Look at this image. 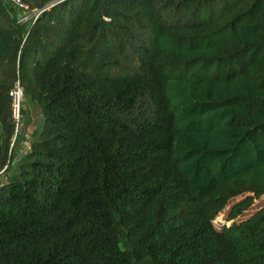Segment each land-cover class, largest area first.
Returning a JSON list of instances; mask_svg holds the SVG:
<instances>
[{
	"label": "trees",
	"instance_id": "trees-1",
	"mask_svg": "<svg viewBox=\"0 0 264 264\" xmlns=\"http://www.w3.org/2000/svg\"><path fill=\"white\" fill-rule=\"evenodd\" d=\"M25 1L35 23L0 1V170L17 78L45 123L0 264H264V206L237 221L264 195V0Z\"/></svg>",
	"mask_w": 264,
	"mask_h": 264
},
{
	"label": "built area",
	"instance_id": "built-area-1",
	"mask_svg": "<svg viewBox=\"0 0 264 264\" xmlns=\"http://www.w3.org/2000/svg\"><path fill=\"white\" fill-rule=\"evenodd\" d=\"M4 4H8L18 11L19 23H35L39 16L48 8H32L25 0H0ZM25 89L19 78H17L9 90V97L11 99V112L14 125V133L12 139V146L16 143L18 137L23 132L25 127V118L23 113ZM6 167L0 170V189L6 183L5 172Z\"/></svg>",
	"mask_w": 264,
	"mask_h": 264
},
{
	"label": "rangeland",
	"instance_id": "rangeland-1",
	"mask_svg": "<svg viewBox=\"0 0 264 264\" xmlns=\"http://www.w3.org/2000/svg\"><path fill=\"white\" fill-rule=\"evenodd\" d=\"M0 16L2 17V13H0ZM17 17H19L18 11H17ZM0 23H2V22H0ZM122 63L124 65L126 62L124 60H122ZM122 66L118 67L117 69H121ZM30 98L31 97L28 98L26 95H24V106L27 109V115L29 116V113L30 114L32 113L31 116H33L34 124H37V126H39V128H41L44 125V123H45V117H44V114L42 112V108L40 107V105L38 103L33 102ZM24 118H26V116ZM25 122H26V119H25ZM26 129H27V127H26V124H25L24 130L20 134L19 138L20 137L22 138V137H24L26 135V133H27ZM6 174H7V172H5V181L7 182V181H9L10 177H8V174L7 175ZM10 174L11 173L9 172V175ZM245 196H246V194L233 198L229 202V204L226 206V208L215 218L214 224H215V226H216V228L218 230H221L224 226H229L232 223L231 221H227V219H226L227 215H228L231 207L235 203L241 201ZM262 206H264V195L261 196L260 198H258L254 202V204L252 205V207L250 209H248L242 215H240L237 218V221H242V220H245V219L249 218L256 211H258Z\"/></svg>",
	"mask_w": 264,
	"mask_h": 264
},
{
	"label": "crops",
	"instance_id": "crops-1",
	"mask_svg": "<svg viewBox=\"0 0 264 264\" xmlns=\"http://www.w3.org/2000/svg\"><path fill=\"white\" fill-rule=\"evenodd\" d=\"M31 115L32 113L31 114L29 113V116L27 114L24 115V117L26 116L25 124L27 127L26 129L27 133L24 137L21 138V140L17 144L13 165L11 167V170L7 172L8 177H11V174L15 171V166H17V163L30 150L31 141L34 136V132L40 129L39 126H37V124H34V119H33V116ZM9 172L11 173L10 175H9Z\"/></svg>",
	"mask_w": 264,
	"mask_h": 264
},
{
	"label": "water",
	"instance_id": "water-1",
	"mask_svg": "<svg viewBox=\"0 0 264 264\" xmlns=\"http://www.w3.org/2000/svg\"><path fill=\"white\" fill-rule=\"evenodd\" d=\"M61 1H63V0H61Z\"/></svg>",
	"mask_w": 264,
	"mask_h": 264
}]
</instances>
